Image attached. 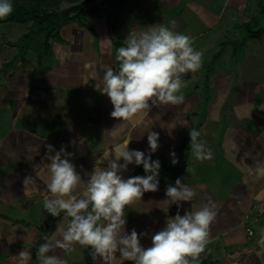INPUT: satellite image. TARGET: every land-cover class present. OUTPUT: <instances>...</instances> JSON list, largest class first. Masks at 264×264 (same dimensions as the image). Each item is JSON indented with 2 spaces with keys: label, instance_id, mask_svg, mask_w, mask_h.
Instances as JSON below:
<instances>
[{
  "label": "crops",
  "instance_id": "1",
  "mask_svg": "<svg viewBox=\"0 0 264 264\" xmlns=\"http://www.w3.org/2000/svg\"><path fill=\"white\" fill-rule=\"evenodd\" d=\"M10 2L13 12L0 20V264H17L22 249L32 253L31 264H38L39 245L58 238L64 214L52 217L43 206L50 195L44 177L52 155L46 144L72 153L65 158L86 184L94 167H106L105 154L129 139L130 150L147 156L148 131L159 133V148L151 153L161 163L158 191L126 207L125 230L146 233L140 240L147 248L168 217L214 204L217 215L199 264H264L259 245L264 233V31L250 36L264 29V0H120L115 12L110 0L107 12L62 24L59 18L26 20L23 11L34 12L32 3ZM76 6L63 4L56 12L63 18ZM156 24L191 37L193 48L203 53L202 66L183 75L182 104L153 105L130 120L114 119L109 98L95 90L92 78H102L109 67L118 70L116 52L130 31ZM145 124L150 125L141 136ZM192 129L211 149V160L195 159ZM121 175L127 179L145 172L131 164ZM177 178L195 195L177 204L163 202ZM82 191L83 185L75 194ZM91 252L76 245L74 251L57 248L49 254L67 264H103ZM116 255L114 264L132 263Z\"/></svg>",
  "mask_w": 264,
  "mask_h": 264
},
{
  "label": "clouds",
  "instance_id": "2",
  "mask_svg": "<svg viewBox=\"0 0 264 264\" xmlns=\"http://www.w3.org/2000/svg\"><path fill=\"white\" fill-rule=\"evenodd\" d=\"M12 12L10 0H0V20ZM172 24L175 27V21ZM124 44L115 56L118 70L109 67L102 78H92L96 81L95 90L106 95L113 106L111 117L127 121L153 105L182 104L185 98L178 93L185 87L183 75L195 73L202 66L203 53L193 48L191 37L174 32L164 24H156L147 30L130 31ZM149 125H143L141 136ZM189 136L195 159L211 160V149H205L204 142L198 139L200 132L192 129ZM158 140L159 133L148 131L150 152L147 156L143 151L130 150V139L116 146L111 155L105 154L106 167H94L86 184L76 166L65 158L72 153L63 146L56 150L46 144L47 153L52 155L44 177L50 195L45 197L43 206L52 217L64 215L56 227L58 238L54 242L45 238L46 242L37 248L38 264H67L60 256L49 253L57 248L71 252L76 245L90 247L92 259L99 258L103 264H114L117 253L119 258L133 264H199L209 243L210 225L216 219L214 204L168 217L165 227L151 236V246L147 248L140 240L146 233L132 229L129 234L125 230L126 207L141 200L146 192L158 191L161 163L151 158V153L159 148ZM170 156L175 166L178 163L175 152ZM131 164L142 165L145 175L123 178L121 173ZM186 171L194 173L192 168ZM29 180L30 177H26L25 183ZM82 185L83 191L77 196L75 193ZM194 195L181 183V178H177L175 186H167L168 199L163 202L177 204L189 201ZM259 245L264 248V233ZM16 259L17 264H31L32 253L22 249Z\"/></svg>",
  "mask_w": 264,
  "mask_h": 264
},
{
  "label": "trees",
  "instance_id": "3",
  "mask_svg": "<svg viewBox=\"0 0 264 264\" xmlns=\"http://www.w3.org/2000/svg\"><path fill=\"white\" fill-rule=\"evenodd\" d=\"M35 7L34 12L23 11V15L26 20L42 22L49 19H60L61 24L70 22L76 18L86 19L88 15L94 11H106L110 6V0H29ZM63 4L77 5L72 8L70 12L63 18L56 12ZM90 5V8L85 11V9ZM260 11L264 15V5H260ZM70 13H75V17L69 18ZM59 27V26H58ZM54 30L50 32L49 35L53 33ZM264 29H260L257 33L251 32V37H258L263 33Z\"/></svg>",
  "mask_w": 264,
  "mask_h": 264
},
{
  "label": "water",
  "instance_id": "4",
  "mask_svg": "<svg viewBox=\"0 0 264 264\" xmlns=\"http://www.w3.org/2000/svg\"><path fill=\"white\" fill-rule=\"evenodd\" d=\"M120 0H111V6H112V11L115 12L116 10V6H117V3L119 2ZM90 5L85 9V11H87L89 9Z\"/></svg>",
  "mask_w": 264,
  "mask_h": 264
},
{
  "label": "built area",
  "instance_id": "5",
  "mask_svg": "<svg viewBox=\"0 0 264 264\" xmlns=\"http://www.w3.org/2000/svg\"><path fill=\"white\" fill-rule=\"evenodd\" d=\"M248 234L249 235H252L253 234V230L252 229H248ZM129 264H133V262L132 263H129Z\"/></svg>",
  "mask_w": 264,
  "mask_h": 264
},
{
  "label": "rangeland",
  "instance_id": "6",
  "mask_svg": "<svg viewBox=\"0 0 264 264\" xmlns=\"http://www.w3.org/2000/svg\"><path fill=\"white\" fill-rule=\"evenodd\" d=\"M31 29H32V31L34 30V28H33V27H32ZM48 42H49V40H48Z\"/></svg>",
  "mask_w": 264,
  "mask_h": 264
}]
</instances>
